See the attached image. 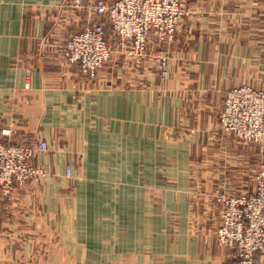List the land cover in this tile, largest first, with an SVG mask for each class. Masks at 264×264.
Wrapping results in <instances>:
<instances>
[{"label":"crops","instance_id":"0c3cea01","mask_svg":"<svg viewBox=\"0 0 264 264\" xmlns=\"http://www.w3.org/2000/svg\"><path fill=\"white\" fill-rule=\"evenodd\" d=\"M75 1L0 0V128L43 134L53 150L34 163L56 182L25 189L39 194L35 203L2 202L0 264L18 254L28 260L32 245L16 243L49 235L43 231L58 234L51 264L232 262L234 249L216 236L220 204L191 181L193 167L221 157L204 151L224 144L216 117L227 90L264 88V0H229L243 12L213 15L226 28L213 26L212 35L243 39L201 37L191 67L177 32L168 79L158 75L154 45L138 61L118 54L96 77L67 62L63 41L91 16L92 0ZM196 210L207 219L194 223Z\"/></svg>","mask_w":264,"mask_h":264},{"label":"built area","instance_id":"2783aa9c","mask_svg":"<svg viewBox=\"0 0 264 264\" xmlns=\"http://www.w3.org/2000/svg\"><path fill=\"white\" fill-rule=\"evenodd\" d=\"M82 0H76L80 5ZM97 22L88 23L63 43L67 62L96 77L112 57L109 38L116 40L120 56L135 57L153 42L170 45L185 17L179 0H94ZM101 20H100V19ZM106 25L110 28L107 34ZM161 75L166 76L167 56L162 57ZM222 130L243 143L264 139V88L242 84L229 88L219 113ZM12 128H0V205L2 200L29 180L46 175L33 164V158L46 151L45 140L28 144L12 142ZM70 175V169L66 170ZM254 190L227 193L215 191L220 204L216 236L219 243L234 249L235 258L228 264H264V163L257 169Z\"/></svg>","mask_w":264,"mask_h":264},{"label":"rangeland","instance_id":"374dc122","mask_svg":"<svg viewBox=\"0 0 264 264\" xmlns=\"http://www.w3.org/2000/svg\"><path fill=\"white\" fill-rule=\"evenodd\" d=\"M106 2H111L113 0H105ZM182 2L185 6V17L180 22L178 26V31L180 32L181 40H182V46L188 48V58L186 56H183L182 61L188 62L189 67L191 65H196V62L193 59V56L196 54V48L197 44L201 40V37L204 38V40H207L210 42H220L221 40H239L243 39V37H235V38H227V37H216L212 35L211 29L213 26L219 27L221 26L223 29L226 28V22H221L218 24H213L212 18L215 14H228L233 13L240 15L243 12L242 8H237L235 5V2H228L229 0H179ZM231 1V0H230ZM90 4H88L89 6ZM93 5L94 0L91 2V16L87 17L88 23L97 22V16L93 12ZM209 16V20H201L203 18H206V16ZM100 19V18H99ZM101 20V19H100ZM86 22V23H87ZM87 24H85L86 26ZM84 26V27H85ZM236 28H243V21L240 20L236 23ZM77 30V29H76ZM208 30V31H207ZM80 31V30H78ZM106 31L107 34L110 33V28L108 25H106ZM77 32V31H76ZM177 36V33H176ZM175 36V38H176ZM66 40V39H65ZM175 40V39H174ZM64 43V41H63ZM172 44V43H171ZM170 44V45H171ZM154 45L155 47V53L157 57V63L159 66V77L162 79H168L170 76V70L168 69L170 64V58L172 57L171 51L169 52V46L170 45H158V44H150ZM149 45V46H150ZM113 48V54L112 57L108 60V62H113L116 60V56L118 55L116 44L112 43ZM149 46L144 50V52L138 56L135 57H127L130 60L138 61L141 57L144 56V54L147 52V49ZM165 46V47H164ZM171 55V56H170ZM163 56H167V72L166 76L163 77L161 75V61L163 60ZM106 62V64L108 63ZM105 64V65H106ZM104 67V66H103ZM191 70H193L191 68ZM190 70V71H191ZM189 71V72H190ZM253 80L258 81L259 77L253 75ZM238 84V83H237ZM220 113V112H219ZM219 113L216 117V123L220 131V135L225 138L224 144L221 148L213 150V152L209 150H205V154H214V156H221L218 157L219 161L216 164L209 163L208 165H200L197 164L194 169V174L192 177L191 185L193 188H196L197 190L201 189H207L208 192H210V196L212 198H215V191L217 190H223L227 193H237L244 190H248L252 188L253 180L255 173L257 169L264 163V139L261 142H254V143H243L240 140H238L233 134H228L224 132L220 126L219 122ZM43 134H32V133H16L12 131V142L14 143H21V144H28L30 142H33L35 140H45L48 143V148L46 151L40 152L39 154H49L53 150V147L50 146L48 140H46L44 137H42ZM201 154V153H199ZM38 155V154H37ZM36 155V156H37ZM219 163V164H218ZM33 164L40 167L45 174L48 173L44 168L39 166L38 164L34 163L33 158ZM67 168L70 169V175H67V177L72 176V167L69 165L66 166L65 172ZM206 175H205V174ZM203 174L206 176L204 178ZM42 178V179H40ZM204 178V179H203ZM48 180L46 177H43V175L37 176L31 180H29L26 184L23 186L15 188L14 192H12L10 195L6 196L3 200H8L7 202H11L12 200H22L25 204H28V202L35 203L38 200V195L33 194L30 196L24 195L26 192L25 189L28 188V190H41L43 185L50 186L53 183V181L47 182ZM233 181V182H232ZM69 186H72V182H67ZM24 191L22 194L21 192ZM201 199V198H200ZM1 202V204H2ZM1 206V205H0ZM204 213V214H203ZM89 214V215H88ZM82 214V220H89V223H91L90 219L92 217V214ZM217 214V213H216ZM215 214V215H216ZM204 215V217H202ZM208 212H202L201 210H196L193 214V217L191 220L194 221V223H201L204 218L207 219ZM86 229L81 227L78 229V232H85ZM47 234H43L42 237H39L38 239L35 238V236L29 235L28 239L27 237H23L21 241H18L16 244H22L23 241H28L32 245L31 252L28 253L29 259H23L20 257V255H15L14 259H11L10 261H7V263L10 264H51L50 261L47 259V255L51 254L54 246V241L57 238L58 234L56 232H46ZM80 236V235H78ZM37 242V243H36ZM36 243V244H35ZM64 246L60 245V249H63ZM37 251L39 253H37ZM43 256L42 261L39 259H36L37 256ZM62 264V262H60Z\"/></svg>","mask_w":264,"mask_h":264}]
</instances>
